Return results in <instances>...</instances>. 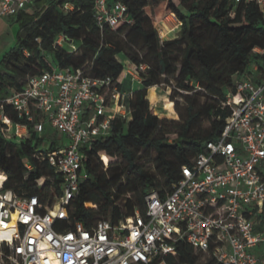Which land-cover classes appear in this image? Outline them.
<instances>
[{
  "label": "trees",
  "instance_id": "obj_1",
  "mask_svg": "<svg viewBox=\"0 0 264 264\" xmlns=\"http://www.w3.org/2000/svg\"><path fill=\"white\" fill-rule=\"evenodd\" d=\"M117 1L128 5L126 15L132 21L101 27L95 0H33L32 11L12 17L18 23L17 41L0 60V170L7 176L5 188L24 197L37 194L45 204L54 203L62 192V176L48 157L58 140L49 128L39 133L32 124L24 138H9L2 113L15 122L24 123L26 118L8 97L23 90L31 76L55 67L110 75L122 89L125 64L118 56L125 54L139 71L141 85L132 88L127 100L131 117L113 115L110 133L84 149L80 189L71 199L67 226L76 221L91 226L102 218L118 221L136 209L145 211L146 195L172 189L182 178V167L192 164L207 141L222 132L229 114L223 101L235 91L236 79L258 81L263 74L264 53L254 51L264 48V16L256 2L109 0V4ZM171 14L182 32L164 41L156 23ZM141 64L147 67L142 70ZM162 83L172 88V100L180 95L185 101L183 109L177 107L178 119L161 117L150 104L158 98L155 85ZM255 212L260 221L256 229L263 230L264 205ZM201 253L181 239L175 253L151 264L163 260L197 264ZM206 264L218 263L211 258Z\"/></svg>",
  "mask_w": 264,
  "mask_h": 264
},
{
  "label": "built area",
  "instance_id": "obj_2",
  "mask_svg": "<svg viewBox=\"0 0 264 264\" xmlns=\"http://www.w3.org/2000/svg\"><path fill=\"white\" fill-rule=\"evenodd\" d=\"M244 1L256 2L264 16V0ZM32 5L33 0H0V18L31 11ZM127 10L122 1L95 0L101 27L131 22ZM135 71L133 79H140ZM132 95L133 89H122L110 75L55 67L31 76L23 90L8 97L26 118L15 122L2 113L9 138H24L30 124L39 133L54 130L59 146L48 157L62 176V192L52 204L37 194L19 196L5 188L7 176L0 170V264H151L175 253L181 239L218 264H264V229H256L255 212L264 205V69L258 81L236 79L235 91L223 101L229 114L222 132L182 167L172 189L146 195L145 211L67 226L84 149L110 133L113 115L131 117ZM255 247L262 248L259 254Z\"/></svg>",
  "mask_w": 264,
  "mask_h": 264
},
{
  "label": "rangeland",
  "instance_id": "obj_3",
  "mask_svg": "<svg viewBox=\"0 0 264 264\" xmlns=\"http://www.w3.org/2000/svg\"><path fill=\"white\" fill-rule=\"evenodd\" d=\"M32 11V10H31ZM159 36L161 40H168L179 37L182 32L181 23L178 19L173 15L167 16L163 21L160 23H156ZM18 32V23L14 22L12 17L5 16L0 18V60L2 59L3 55L10 50L16 44V36ZM67 48H71L72 46L67 45ZM120 60L123 61L125 64V72H124V87H139L141 85V77L140 79H133V75L131 72L136 73L135 65L130 61V59L125 55L118 56ZM49 59H52L49 57ZM131 71V72H130ZM157 91V101L152 102L150 100V104L155 110V113L160 115L161 117H171V118H179V113L177 112V107L180 109L184 108V99L182 96L177 95L175 100H172L170 95L172 92V88L167 86L165 83L160 85H155ZM173 101V104L170 105L169 100ZM173 108L174 111L171 109ZM51 137L55 136L54 130H50L48 132ZM65 144L68 142L67 138L63 139ZM122 162V160H120ZM125 164L124 162H122ZM149 169L154 173H157L154 166L150 163L147 164ZM158 174V173H157ZM88 206H93L92 202L88 203ZM211 255L208 253H201L200 259L197 264H206L211 259Z\"/></svg>",
  "mask_w": 264,
  "mask_h": 264
},
{
  "label": "crops",
  "instance_id": "obj_4",
  "mask_svg": "<svg viewBox=\"0 0 264 264\" xmlns=\"http://www.w3.org/2000/svg\"><path fill=\"white\" fill-rule=\"evenodd\" d=\"M123 76H124V74H123ZM125 88H127V89H132V88H134V87H125ZM261 209V207L259 208V210ZM260 221H259V218H258V220H257V224L259 223ZM261 250H262V248L261 247H255L254 249H253V252L254 253H256V254H259L260 252H261ZM259 264H262V263H259Z\"/></svg>",
  "mask_w": 264,
  "mask_h": 264
}]
</instances>
